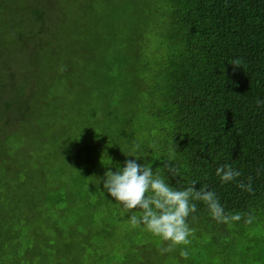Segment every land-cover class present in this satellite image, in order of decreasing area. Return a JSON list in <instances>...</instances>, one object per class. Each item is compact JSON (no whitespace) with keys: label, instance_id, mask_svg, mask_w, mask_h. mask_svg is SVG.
I'll return each mask as SVG.
<instances>
[{"label":"trees","instance_id":"16d2710c","mask_svg":"<svg viewBox=\"0 0 264 264\" xmlns=\"http://www.w3.org/2000/svg\"><path fill=\"white\" fill-rule=\"evenodd\" d=\"M257 100L264 0H0V264H264ZM21 134L36 148L11 154ZM172 150L170 186L207 185L226 214H243L230 226L195 201L186 261L185 246L161 255L168 242L137 240L143 226L128 218L141 210L125 211L103 187L126 160L160 172ZM221 165L241 176L222 183ZM76 167L84 175L71 181ZM249 177L252 193L237 187Z\"/></svg>","mask_w":264,"mask_h":264},{"label":"clouds","instance_id":"9594fccd","mask_svg":"<svg viewBox=\"0 0 264 264\" xmlns=\"http://www.w3.org/2000/svg\"><path fill=\"white\" fill-rule=\"evenodd\" d=\"M242 63L241 58H235L230 62L233 71L242 67ZM262 103L264 101L257 100L258 107ZM135 147L139 148V145ZM125 155L139 158L132 153ZM174 156L175 150H172L168 159L162 160L160 172L155 174L149 163L141 165L136 159L126 160L122 168L117 165L115 172L111 170L105 172L103 187L125 211L141 210L139 214L133 213L128 218L129 224L133 228L142 225L152 235L168 242L167 246L159 249L161 255L173 251L178 246H185L180 251V256L187 259L189 251L186 246L191 243L189 237L195 233V229L187 223V218L197 211L195 201L203 202L214 220L230 226L233 221H240L243 214H226L216 193L209 190L207 185L197 189L196 181H193L183 188L170 186L168 179L166 180L162 173L167 172L172 177L179 176V170L172 164ZM215 174L222 183L234 181L241 176V172L231 165L217 167ZM237 187L250 193L254 191L251 177L248 178L247 183L243 181L238 183ZM254 219L255 217L249 214L245 223L251 224Z\"/></svg>","mask_w":264,"mask_h":264},{"label":"rangeland","instance_id":"374dc122","mask_svg":"<svg viewBox=\"0 0 264 264\" xmlns=\"http://www.w3.org/2000/svg\"><path fill=\"white\" fill-rule=\"evenodd\" d=\"M25 137L26 136H23L21 134V137H17L16 139H13V141H11L10 150L8 149L11 154H14L15 153L14 150L15 149L17 150L18 148H21V151L24 148V149H27L30 152H32V149L36 148V144H35L36 143V140H35V138L28 137L29 139H27L25 141V139H24ZM19 138H20V140L18 142V139ZM17 143H18V145H17ZM60 145L62 147V152H64V154H65L66 149H67V146H66V142H65L64 136L61 137ZM27 155H28L27 153L24 154L25 157H27ZM68 155H70V153ZM68 155H66V156H68ZM8 160L11 161L10 160V156L8 157ZM62 165H63V163H60L58 166L61 167ZM47 168H54V167L53 166L52 167L51 166H43V167H40V170L41 171H45ZM16 175H17L16 177H11L10 178V181L8 180L11 184H12V182L14 183L18 179L19 176H18V174H16ZM19 175L20 176L22 175V172L21 171L19 172ZM81 175H84V172L79 167H76V168H73L72 169V172H71V175L69 176V179L71 181H75V179L78 176L80 177ZM33 182H34V184H38V179L36 177H34ZM4 190L7 191L8 190L7 187H5ZM11 196H13V195H11ZM115 229H116V227H108V229H107L108 232L105 233L104 236L105 235L108 236L109 234H111L112 232H114ZM139 230H141V232H140L139 236L137 237V240L150 241L151 239H153L155 237L150 232H148L147 230H145L144 227H140ZM124 232H125V230L122 231V232L117 233L118 234L117 237H119V242H120L118 245L120 247H123L124 249H126L129 245H128V240L126 238H124ZM73 236L76 237L75 234ZM181 248H182V246H178L172 252L176 251L177 249H181ZM114 253H115V255L118 254L117 252H114ZM185 261H186V259H185ZM171 264H175V262H171ZM185 264H189V259L187 260V262ZM222 264H224V263H222Z\"/></svg>","mask_w":264,"mask_h":264}]
</instances>
